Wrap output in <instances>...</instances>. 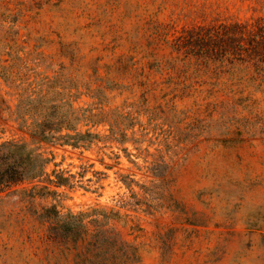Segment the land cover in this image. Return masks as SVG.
Masks as SVG:
<instances>
[{"label": "rangeland", "instance_id": "374dc122", "mask_svg": "<svg viewBox=\"0 0 264 264\" xmlns=\"http://www.w3.org/2000/svg\"><path fill=\"white\" fill-rule=\"evenodd\" d=\"M263 45L264 0H0V111L35 88L99 136L34 143L0 113V144L38 148L72 185L0 194V264H264ZM53 207L96 222L67 241Z\"/></svg>", "mask_w": 264, "mask_h": 264}, {"label": "trees", "instance_id": "16d2710c", "mask_svg": "<svg viewBox=\"0 0 264 264\" xmlns=\"http://www.w3.org/2000/svg\"><path fill=\"white\" fill-rule=\"evenodd\" d=\"M246 33L251 35L252 31H243L233 36H229L228 34L227 42L231 44L230 48L232 49L229 50H233V55L243 50V43L241 44V42L246 41V38H244V34ZM238 43L239 46H237ZM237 47H239L240 51L236 50ZM262 47L264 50V45ZM4 62L6 61H0V76L5 82H8L10 75L8 67L3 65ZM9 88L17 92L16 94L20 97L19 102L16 104L14 111L11 110L10 106H7L0 113L8 110L10 112L9 118L18 125L19 129L28 131L34 143L44 142L60 147L70 146L74 149H87L99 138L97 134H93L89 130L84 133L78 131L77 125L80 118L61 115L60 109L62 105L47 101L45 96L38 97V93H41V90L38 91L34 88V91L30 95L25 96L30 87L25 89H22V87ZM42 110H52V112L42 113ZM30 120L31 122H29ZM100 122L102 120L94 122V124L96 125ZM64 130H67V133L63 134ZM111 133L112 136L115 134L114 129L111 130ZM120 136L121 139L115 140H119L121 143L126 142V134L121 132ZM50 162L51 160L39 152L38 148H31L28 143L16 141L2 142L0 144V194L25 182H46L57 188L72 187L69 183V177H66L64 172L53 171L55 180H51L50 175L46 173V168ZM152 172L155 176H162L164 173V171L158 169H153ZM71 177L73 176L71 175ZM131 182L134 181L132 180ZM125 184L130 188L131 183L125 182ZM33 189H36V186ZM40 189L48 191L47 186H43ZM85 215L86 213H79L78 215L69 213V220L62 221L59 219V212L53 207L46 209L42 218L46 220L54 218L57 220L56 235H60V237L67 241L70 240L78 243L88 235L90 231L89 225L96 222L92 220L85 223L83 220ZM96 243L100 245L101 251L104 254H110L114 249L112 243H115V241L106 238L99 231Z\"/></svg>", "mask_w": 264, "mask_h": 264}]
</instances>
